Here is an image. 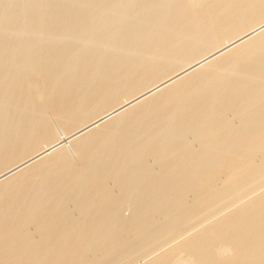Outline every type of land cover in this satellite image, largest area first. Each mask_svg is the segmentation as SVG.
<instances>
[{
	"label": "bare ground",
	"instance_id": "1",
	"mask_svg": "<svg viewBox=\"0 0 264 264\" xmlns=\"http://www.w3.org/2000/svg\"><path fill=\"white\" fill-rule=\"evenodd\" d=\"M263 188L264 0H0V264H264Z\"/></svg>",
	"mask_w": 264,
	"mask_h": 264
},
{
	"label": "rangeland",
	"instance_id": "2",
	"mask_svg": "<svg viewBox=\"0 0 264 264\" xmlns=\"http://www.w3.org/2000/svg\"><path fill=\"white\" fill-rule=\"evenodd\" d=\"M230 117H232L231 119H232L234 122H236V118H235L232 114L230 115ZM151 163L153 164V166L155 165L154 167H156V164L153 163V161H151ZM111 184H112V185H111ZM110 185H111V187H112L113 189L115 188V186L113 185L112 182L110 183ZM262 190H264V188H263ZM71 208L74 210V208H73L72 205H71ZM129 213H130L129 210H125V211H124V214H125V215H129ZM218 217H219V216L217 215V216H215V218H214V217H213V219L211 218L210 221L216 220ZM210 221H208V222H210ZM188 230H189V229H188ZM184 232H185V233H184ZM186 232H187V231H181L180 234H179V233L175 234V235H174V239H175L176 241L178 240V238H179V239H180V238L182 239V237H184L183 235H186ZM183 233H184V234H183ZM169 239H171L172 242H170ZM169 239L166 240L167 242L165 241V243H162L161 246H163L164 244H170V243H174V242H176L174 239L172 240V238H169ZM161 246L159 245V247H161ZM167 246H169V245H167ZM157 249H158V248L156 247V250H157ZM153 250L155 251V248H154ZM161 250H162V249H161ZM159 251H160V250H159ZM151 252H152V251H151ZM148 253H150V252H148ZM148 253H146V254H148ZM156 253H157V252H156ZM146 254H144V255H146ZM186 258H187V257H186L185 255H182V259H186Z\"/></svg>",
	"mask_w": 264,
	"mask_h": 264
}]
</instances>
